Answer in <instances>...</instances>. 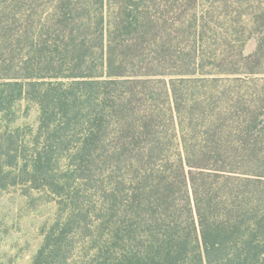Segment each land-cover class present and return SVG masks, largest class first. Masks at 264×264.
Returning <instances> with one entry per match:
<instances>
[{
	"label": "trees",
	"instance_id": "obj_1",
	"mask_svg": "<svg viewBox=\"0 0 264 264\" xmlns=\"http://www.w3.org/2000/svg\"><path fill=\"white\" fill-rule=\"evenodd\" d=\"M25 5L2 24L12 62L0 74V114L25 98L38 104L40 124L31 154L17 131L0 132V187L42 178L59 192L64 160L79 179L105 165L110 184L106 222L93 230L70 212L46 230L31 264H264V180L247 168L259 167L263 128L240 119L238 128H159L156 101L168 85L154 89L156 77L203 66L184 48L182 0ZM22 162L21 178H2ZM75 234L92 242L79 259Z\"/></svg>",
	"mask_w": 264,
	"mask_h": 264
},
{
	"label": "rangeland",
	"instance_id": "obj_2",
	"mask_svg": "<svg viewBox=\"0 0 264 264\" xmlns=\"http://www.w3.org/2000/svg\"><path fill=\"white\" fill-rule=\"evenodd\" d=\"M28 1L0 0V74L12 62L8 61L10 53L3 46L2 24H13L14 19H18L14 17L15 12L23 10ZM182 6L181 22L186 31L184 48L192 54L197 50L203 66L199 65L190 75L156 77L154 89L164 90L165 83L161 81L164 79L169 94L168 97L164 92L156 101L159 128H177L179 134L180 128H206L212 120H216L215 128L217 124H223V128H238L239 119L243 126L252 121L254 128H263V150L259 167L251 164L247 168L255 170L251 173L264 180V0H182ZM18 60L16 58L14 64ZM171 78L177 82L182 115L176 111ZM183 78L185 80L180 81ZM239 108L242 117H239ZM39 124L38 104L25 98L16 103L14 112L0 114V132L17 131L26 154L32 152ZM179 139L172 144L176 151ZM24 166L22 162L19 167H5L2 178L6 181L21 178L19 174ZM107 170L102 164L93 179H79L69 161H61L58 181L67 185L59 187L63 196L42 178L33 183L10 182L0 187V264H31L46 230L58 219L67 220L70 212L76 215L77 222L93 230L103 225L109 218ZM71 241L75 244V258L91 251L92 242L88 237L75 234Z\"/></svg>",
	"mask_w": 264,
	"mask_h": 264
}]
</instances>
